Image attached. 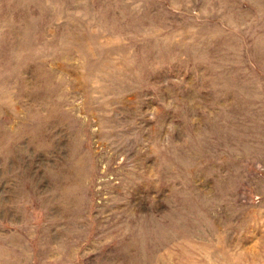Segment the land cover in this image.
Instances as JSON below:
<instances>
[{
    "label": "rangeland",
    "instance_id": "obj_1",
    "mask_svg": "<svg viewBox=\"0 0 264 264\" xmlns=\"http://www.w3.org/2000/svg\"><path fill=\"white\" fill-rule=\"evenodd\" d=\"M0 264H264V0H0Z\"/></svg>",
    "mask_w": 264,
    "mask_h": 264
}]
</instances>
